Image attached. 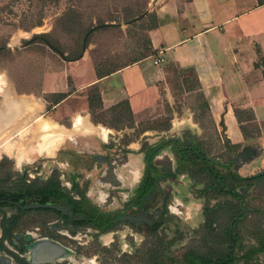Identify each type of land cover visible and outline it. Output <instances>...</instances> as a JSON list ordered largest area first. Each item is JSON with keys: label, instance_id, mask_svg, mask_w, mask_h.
Returning <instances> with one entry per match:
<instances>
[{"label": "rangeland", "instance_id": "374dc122", "mask_svg": "<svg viewBox=\"0 0 264 264\" xmlns=\"http://www.w3.org/2000/svg\"><path fill=\"white\" fill-rule=\"evenodd\" d=\"M151 5L152 0H59L55 3L46 0H0V120L11 122V118L13 123L16 121V130L8 137L10 139H6L9 147L5 144V147L0 148V173L12 163L16 149L30 142L35 131H39V135L46 133L37 129L39 122L54 123V132L57 134L73 136L76 133L72 127L74 117L70 119L68 116H61L53 122L50 106L34 99V92L38 90V76L50 69L51 65L55 67L60 58L43 45H24V42L34 35L48 34L56 41L64 57H71L78 50L79 34L82 30L105 25V28H99L91 34L84 52L97 67L121 66L147 50L145 32L151 25L148 18L151 16ZM164 72L168 102L162 99L153 113L142 114L136 119H130L123 108L120 109L122 116L119 118L113 115L117 109H91L86 115L81 114L82 117H79L84 124L95 130L88 134L99 144L102 137L100 130L102 133L107 132L106 145L122 150L137 143H155L161 137L171 136L169 131L171 124L174 125V116L188 109L193 111L199 132L194 138L200 143L205 157L226 162L229 159L228 151L225 148L223 150L224 145L216 137L205 116L206 113L204 114L201 108L196 109L200 105L198 97L194 93H185L193 87L189 74H180L178 69L171 65L166 66ZM182 80L185 82L182 83ZM3 89L6 90L5 93ZM11 99L19 100L28 106L19 102L23 108L18 109L12 116ZM245 132V136L253 138L251 141L258 144L257 146H264V127L260 131L248 127ZM18 133L23 135L17 137ZM64 139L60 141L61 145L67 143L63 142ZM43 143L44 141H41V145ZM56 143L49 146L48 152L55 148ZM35 149L40 150L38 146ZM29 155L33 154L26 156ZM51 156L52 154L34 155L30 159H34V165H48L47 161ZM261 171H264V153H261L259 160L253 164L236 169L239 176ZM41 172L39 178L42 179L46 169ZM189 180L194 190L207 183L202 173L197 174L194 180ZM101 189L104 193L105 188ZM237 192L243 197L245 210L239 228L241 241L238 252L243 253L252 246L256 247L258 237L264 236V182L238 188ZM183 200L186 213L178 216L168 215L165 226L156 236H148L132 230L127 224H120L116 226L114 234H104L96 239L89 235L76 237L69 244L72 251L75 249L77 255L86 262L76 264H182V254L187 249L197 252L204 250L205 238L201 230L204 209L223 205L225 202L236 205L230 197L214 192L208 193L204 198H198L186 190ZM226 217L227 215L221 212L211 214L214 221L212 229L215 232L228 223ZM77 243L79 245H76ZM256 259L254 264H264V252L256 255ZM70 264L75 262L71 261Z\"/></svg>", "mask_w": 264, "mask_h": 264}, {"label": "crops", "instance_id": "0c3cea01", "mask_svg": "<svg viewBox=\"0 0 264 264\" xmlns=\"http://www.w3.org/2000/svg\"><path fill=\"white\" fill-rule=\"evenodd\" d=\"M261 2L152 0L149 12L155 26L146 29L144 54L134 62L114 68L97 67L85 52L74 62L60 60L38 76L34 99L50 106L53 122L61 116L74 117L73 130L92 132L95 130L79 118L89 111L87 94L91 88L97 90L98 109L108 110L125 102L131 117L136 119L153 113L162 99L169 101L166 66L190 70L196 79V90L187 92V89L185 93L201 95L204 114L223 143V150L228 151V160L233 162L235 171L249 166L264 153V146H257L251 141L253 138L245 136L248 127L258 131L264 127V0ZM155 60L161 62L154 65ZM96 68L114 70L97 78ZM56 95L64 97L57 103L49 100ZM200 107L201 103L196 109ZM174 119L170 138L182 141L197 137L199 132L192 110L184 109ZM99 133L100 143L106 145L107 132L100 130ZM153 143H137L123 150L113 146L111 153L127 162L131 170L139 171L143 165L142 152ZM232 146H237L234 154L230 151ZM173 147L172 144L164 147L154 158V164L168 174H174L176 168ZM189 179L186 175H174L166 181L170 200L180 206L181 212L186 207L184 192H191L193 188Z\"/></svg>", "mask_w": 264, "mask_h": 264}, {"label": "flooded vegetation", "instance_id": "af4514ba", "mask_svg": "<svg viewBox=\"0 0 264 264\" xmlns=\"http://www.w3.org/2000/svg\"><path fill=\"white\" fill-rule=\"evenodd\" d=\"M75 132L73 136L68 134L63 137V142L67 141L65 145L59 142L49 152L50 145H42L38 156L52 154L48 158V165H34V159L30 158L37 154L19 160L14 153L12 163L0 173V264H26L23 249L26 245L23 242L25 235L30 236V242L45 238L72 250L69 242L76 237L89 235L96 239L104 234L115 233L116 227L104 234H98L96 229L91 228L80 211L83 203L88 202L100 213L114 216L116 226L127 224L132 230L144 234L166 220L168 215L186 213L184 208L181 212L180 206L173 203L168 194L166 181L173 179L175 173H166L154 164L153 159L159 176L148 195L138 205H132L130 202L135 190L146 177L144 157L142 169L131 170L127 162L114 152L111 153L113 146L95 143L88 132ZM4 156L7 158L6 154ZM43 169L46 172L41 179L39 177ZM102 185L106 187L104 193L101 192ZM32 204L58 206L65 213L58 209H21ZM117 212L137 216L141 222L137 225L119 222L117 219L120 214ZM143 213L152 224L143 221ZM73 251L76 253L75 249Z\"/></svg>", "mask_w": 264, "mask_h": 264}, {"label": "trees", "instance_id": "16d2710c", "mask_svg": "<svg viewBox=\"0 0 264 264\" xmlns=\"http://www.w3.org/2000/svg\"><path fill=\"white\" fill-rule=\"evenodd\" d=\"M51 3H55L59 0H46ZM258 4H262L261 0H257ZM138 15V14H136ZM135 15V16H136ZM141 16V14L139 15ZM150 26L147 30L152 29L155 26L154 17L148 16ZM105 25H100L97 28H87L80 32L79 34V44L77 52L71 57H64L63 52L58 48L55 40L51 39L48 34L34 35L30 40L24 42V45L37 44L43 45L49 49L50 52L55 54L60 60L64 62H74L81 58L82 53L87 48L89 43V38L91 34L97 30L105 28ZM149 55H152L150 52ZM260 58L258 59V61ZM134 62V61H131ZM114 68V67H113ZM114 69H97V78H102L107 76ZM179 73H188L191 78V84L193 87L188 89L189 91L196 90V79L190 70L180 71ZM185 80H182V83ZM183 85V84H182ZM64 95H56L53 97V102H59ZM200 103L201 109L204 110V103L201 95H197ZM87 106L88 109L100 107L99 98L97 95L96 88H91L87 94ZM126 112L128 117L131 119V114L128 110L127 104L121 102L113 107L110 111H115L113 115L115 117H121L122 113L120 109ZM169 138L161 137L155 143L148 146L143 151L144 162L146 165L145 175L146 177L141 182V184L136 188L134 193V198L131 200L132 205H138L145 196L148 195L150 189L153 187V182L159 176L157 168L153 164L154 157L160 152L164 147L172 144L173 156L176 163L175 175H186L191 180L197 177V174L202 173L204 178H206L207 183L200 189L192 188L191 193L195 194L198 198H204L208 193L214 192L219 195H225L230 197L235 201L236 205H232L230 202H225L223 205L218 204L213 207H207L203 211V224L201 230L205 238L204 250L202 252H197L191 249H187L182 254V264H254L256 263V255L264 252V236L258 237L257 246H252L247 251L239 253L240 247V227L244 218L245 210H243L242 195L237 192L238 188L248 187L252 184L264 182V171L248 175L239 176L235 171V166L231 160L226 162H221L217 160H210L205 157V154L200 147V143L194 137H188L185 140L176 143L167 142ZM225 146L228 147L227 142ZM237 146L230 147V151L234 154ZM41 192H45L42 190ZM83 207L80 209L83 216L86 217V222L91 226V228L96 229L98 234H104L111 232L115 229L116 224H114V216L106 213H100L95 207L90 206L89 203L81 204ZM223 213L227 215L228 223L220 229V231L215 232L212 227L214 226V221L211 218V214ZM242 218V219H241ZM166 220L162 223L155 225V227L147 230L146 234L148 236H156L159 230L164 227ZM96 235H94V238ZM209 243V245H207ZM239 253V254H238Z\"/></svg>", "mask_w": 264, "mask_h": 264}, {"label": "water", "instance_id": "95a60500", "mask_svg": "<svg viewBox=\"0 0 264 264\" xmlns=\"http://www.w3.org/2000/svg\"><path fill=\"white\" fill-rule=\"evenodd\" d=\"M59 135L60 134L57 133L51 135H44L42 139L40 138V141L37 144V146L41 150L43 144H46V147L52 145L55 140V137ZM61 135H66V134H61ZM43 140H45V142L41 145V141ZM167 142L179 143V140L175 137H171L168 139ZM39 208L58 209L63 213H65L64 210H62L60 207L51 206L48 204H32V205L24 206L21 209L29 210V209H39ZM117 213L120 214L119 218L117 219V221L119 222H127L134 225H137L141 222L137 216L122 215L120 212ZM142 219L143 221H147L149 224H152L151 220L146 219V215L144 213L142 214ZM30 240L31 238L29 235H25V237L23 238V242L26 244L23 248L24 253L26 255V260H25L26 264H53L62 261H67V262L73 261L75 262V264L86 263L70 248L64 247L57 242L45 238L36 240L34 242H30Z\"/></svg>", "mask_w": 264, "mask_h": 264}, {"label": "bare ground", "instance_id": "6f19581e", "mask_svg": "<svg viewBox=\"0 0 264 264\" xmlns=\"http://www.w3.org/2000/svg\"><path fill=\"white\" fill-rule=\"evenodd\" d=\"M3 91H4V93L6 92V90H4L3 89ZM19 102L20 103H22L21 101H19V100H16V99H11V103H10V108H11V110L13 111V113H12V116H14L16 113H17V111H18V109H20V108H23V105L25 104V103H22L23 105H19ZM33 103V102H32ZM20 106V107H19ZM25 106L27 107L28 105H26L25 104ZM34 107H35V105H34ZM30 115V114H29ZM30 118H31V116H30ZM10 120H11V122H5V121H1L0 120V148L1 147H5V144H6V139L8 138V137H10L11 136V134H13L14 132L13 131H15L16 130V121L13 123V119H11L10 118ZM29 120V119H28ZM20 121V120H19ZM25 122V121H24ZM11 123V124H10ZM22 123H23V121H22ZM19 124H21V123H19ZM28 124V123H27ZM27 124H26V126H27ZM12 125V126H11ZM29 125V124H28ZM38 125V128L37 129H39L40 130V132L42 131V132H46V133H41V135H39V131H35L34 132V136L32 137V139L30 140V142L28 143V144H26L25 146H23V147H19V148H17L16 149V154H17V159H21V158H23L24 156H26V155H28V154H38V151L35 149V147L34 146H37V144H38V142L40 141V137L42 136V137H44V135H51V134H54L55 132V128H56V126L53 124V123H50V122H47V121H42V122H39V124H37ZM77 125V124H76ZM36 126V125H35ZM35 126L33 127L34 129H35ZM24 127V126H23ZM22 127V128H23ZM37 127V126H36ZM80 127V126H79ZM21 128V129H22ZM32 130V129H31ZM33 131V130H32ZM75 131V130H74ZM16 133V132H15ZM16 135V134H15ZM23 134H17L16 136L17 137H19V136H22ZM36 135V136H35ZM42 137H41V139H42ZM63 137V135H59V136H56L55 137V140H54V142H53V144L52 145H54L56 142H58L59 140H61V138ZM8 139H10V138H8ZM13 139V138H12ZM18 142V141H17ZM20 142V141H19ZM20 143H22V142H20ZM9 144V143H8ZM8 144H6V145H8ZM16 144V143H15ZM8 147H9V145H8ZM49 149V148H48ZM46 150V149H45ZM5 151V150H4ZM8 151H10V150H8ZM8 153V152H7ZM42 153V152H41Z\"/></svg>", "mask_w": 264, "mask_h": 264}, {"label": "built area", "instance_id": "2783aa9c", "mask_svg": "<svg viewBox=\"0 0 264 264\" xmlns=\"http://www.w3.org/2000/svg\"><path fill=\"white\" fill-rule=\"evenodd\" d=\"M161 61L160 60H155L154 62H153V64L154 65H157L158 63H160Z\"/></svg>", "mask_w": 264, "mask_h": 264}]
</instances>
